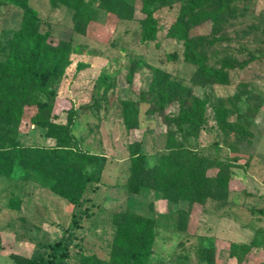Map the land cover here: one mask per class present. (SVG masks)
I'll use <instances>...</instances> for the list:
<instances>
[{
    "label": "rangeland",
    "instance_id": "1",
    "mask_svg": "<svg viewBox=\"0 0 264 264\" xmlns=\"http://www.w3.org/2000/svg\"><path fill=\"white\" fill-rule=\"evenodd\" d=\"M128 1L136 6L134 19L121 20L98 9L86 34L73 35L71 64L57 89V121L66 122L70 117L66 111L76 109L70 127L75 147L106 157L101 182L98 186L90 184L81 204L73 207L51 191V180L16 162L10 175H0V264H15L11 253L52 264L48 243L59 240L65 229L72 228L73 216L79 227L74 228L66 263L83 264V257L90 255L99 261L96 264H111L112 216L120 210L156 219L148 264H207L199 255L203 248L215 249L218 264H264V0H253V10L225 30L223 47L248 62L233 70L229 84L205 86L192 83L195 65L184 60L182 42L166 35L184 0H153L158 33L150 41L141 37L143 14L139 0ZM25 6L36 10L40 30H49L53 42L69 39L72 12L66 6L52 8L49 0H8L0 3V51L20 27ZM253 22L259 27L255 35L247 32ZM210 26L206 22L191 34L208 33ZM244 31L247 38L241 34ZM78 63L86 66L77 70ZM153 68L166 71L169 79L190 87L194 95L207 101L205 123L198 133L177 134L176 138L200 155L232 165L227 201L208 199L203 205L194 204L185 230L179 228L177 211L186 209V202L171 203L149 187L134 193L128 186L127 143L143 139V149L150 154L166 147L165 122L157 114L145 113ZM103 75L109 77L101 84ZM122 100L139 103L138 129L126 130ZM217 107L226 109V120L234 128L218 126ZM34 111L27 108L16 128L23 151L54 144L43 129L30 124ZM177 111V102L167 107V112ZM238 122L244 126L243 134L235 129ZM10 198L20 201L17 209L7 206ZM230 244L250 249L242 263L230 257Z\"/></svg>",
    "mask_w": 264,
    "mask_h": 264
},
{
    "label": "trees",
    "instance_id": "2",
    "mask_svg": "<svg viewBox=\"0 0 264 264\" xmlns=\"http://www.w3.org/2000/svg\"><path fill=\"white\" fill-rule=\"evenodd\" d=\"M165 1V0H161ZM8 0H0L6 4ZM253 0H184L176 19L166 35L183 44L184 60L195 65L191 81L195 85L229 84L235 68H243L248 59L239 60L223 47L225 30L235 19L243 18L253 10ZM50 6H66L72 12V27L69 39L53 42L49 30L41 31V19L35 9L25 6L20 27L13 32L10 41L0 51V175H10L17 162L23 168H32L51 180L50 189L66 199L73 207L83 201V194L90 184L98 186L106 164V157L79 150L75 147L70 127L76 109L69 108L66 122L57 121L55 108L58 102L57 89L71 64L74 53L73 35H85L89 24L100 9L116 15L121 20H132L136 6L128 0H49ZM141 37L145 41L156 38L158 25L154 17V1L139 0ZM210 22V31L191 34V31ZM258 25L249 24L251 35L259 32ZM261 30V29H260ZM246 31L241 32L247 38ZM250 35V36H251ZM86 65L78 63L77 70ZM129 73H132L130 68ZM102 76L101 84L108 79ZM148 107L145 113L159 115L166 124V147L155 153L143 149V139L126 145L130 158L128 186L137 193L149 187L161 193L171 203L186 202L187 208L178 209V224L181 230L188 225L194 204L203 205L208 199L226 202L232 180L231 163L212 156L200 155L187 147L177 134L183 136L198 133L206 119V99L197 97L188 86L169 79V74L153 68V76L146 92ZM178 103V111L167 112V107ZM27 108H35L30 124L44 130L45 137L54 144L37 150H25L19 146L17 126ZM124 126L127 131L139 128L140 109L137 101H121ZM223 107L215 109V119L222 129H232L226 120ZM235 129L245 132L238 122ZM16 149L20 150L17 151ZM20 154H19V153ZM9 208L17 209L20 201L8 200ZM114 245L109 253L111 264H148L153 253L157 222L153 217L120 210L113 214ZM78 219L72 217V228L65 229L62 237L48 248L52 264H67L69 247L73 244L74 228ZM1 248V246H0ZM241 250H244L241 252ZM250 251L230 244L229 255L242 263ZM201 260L218 264L214 248L199 250ZM15 264H45L42 260L11 253ZM60 257V260L57 259ZM83 264L99 263L94 257H83Z\"/></svg>",
    "mask_w": 264,
    "mask_h": 264
},
{
    "label": "crops",
    "instance_id": "3",
    "mask_svg": "<svg viewBox=\"0 0 264 264\" xmlns=\"http://www.w3.org/2000/svg\"><path fill=\"white\" fill-rule=\"evenodd\" d=\"M63 122V121H62ZM64 123V122H63Z\"/></svg>",
    "mask_w": 264,
    "mask_h": 264
}]
</instances>
